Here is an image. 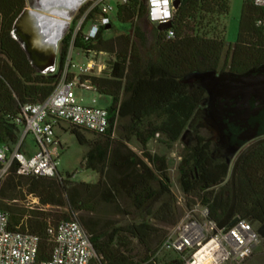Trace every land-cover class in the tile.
<instances>
[{
	"label": "trees",
	"instance_id": "1",
	"mask_svg": "<svg viewBox=\"0 0 264 264\" xmlns=\"http://www.w3.org/2000/svg\"><path fill=\"white\" fill-rule=\"evenodd\" d=\"M147 1L127 0L116 6L118 23L129 26L119 36H109L111 21L88 38L85 25L73 36L74 25L61 41L57 70L41 74L13 37L14 23L27 1L0 0V147H6L9 154L22 137L21 108L44 101L56 90L71 45L86 56L105 53L111 57L103 75L91 77L95 91L112 98L106 108L110 116L107 134L90 142L84 130L70 125L78 142L89 147L85 169L97 174L98 181L75 183L70 176L63 179L59 174L23 177L17 174L16 163L0 180V210L9 215L10 230L37 236L42 261L49 259L54 246L49 225L77 221L89 236L96 255L93 264H158L156 254L169 235L165 227L173 229L182 220L168 157L148 150L152 140L172 149L192 134V143L181 149L177 169L185 208L205 206L208 219L215 223L229 209L233 194L230 162L238 151L229 146L211 115L213 96L203 78L264 68V32L258 26L264 19V7L244 0L238 39L228 45L222 20L229 15L231 0H180L169 30L152 26L154 52L146 53L150 44ZM87 7L81 9L82 14ZM98 13L101 9L95 7L87 20ZM170 33L172 38H168ZM197 116L209 119L219 132L218 160L213 157V142L190 129ZM116 131L119 137L113 138ZM132 139L140 145V154L129 147ZM20 150L28 154L24 145ZM235 191L233 218L264 226V142L241 160ZM29 196L38 205H29ZM164 264L183 261L178 258Z\"/></svg>",
	"mask_w": 264,
	"mask_h": 264
},
{
	"label": "built area",
	"instance_id": "2",
	"mask_svg": "<svg viewBox=\"0 0 264 264\" xmlns=\"http://www.w3.org/2000/svg\"><path fill=\"white\" fill-rule=\"evenodd\" d=\"M119 1L122 4L127 0ZM174 1L148 0L149 24L157 27L171 23L177 11ZM253 2L264 7V0ZM100 9V18L92 24L89 34L85 35L87 38L94 37L99 28L110 23L107 15L113 10L112 7L104 4ZM165 9L168 11L167 17L163 16ZM258 26L264 32V19L258 21ZM172 37L170 33L168 38ZM94 55L90 56L94 59ZM70 61H67L62 79L50 97L21 108L18 123L23 122V133L19 146L12 154L6 147H0V180L8 176L14 163L18 165L19 176H57L60 151L55 140V128L62 123L97 136L107 134L110 128L108 110L78 104L73 91L74 88L95 91L91 77L102 74L106 70L105 65L90 61L85 68L80 69L79 76H72L69 74L72 67ZM29 135L37 145V151L31 155L20 150ZM34 201L38 205V200ZM185 209L188 220H182L172 229L173 233L167 236L162 248L178 254L183 264H244L264 243L259 232L261 226L236 217L231 226L214 235L217 223L208 219L207 207L196 205L191 210ZM47 231L54 246L49 259L42 261L39 259L40 239L28 231H11L8 213L0 210V264H93L96 255L89 236L77 221L49 225Z\"/></svg>",
	"mask_w": 264,
	"mask_h": 264
},
{
	"label": "rangeland",
	"instance_id": "3",
	"mask_svg": "<svg viewBox=\"0 0 264 264\" xmlns=\"http://www.w3.org/2000/svg\"><path fill=\"white\" fill-rule=\"evenodd\" d=\"M43 0H33L34 3L41 2ZM107 4L112 7V11L109 12L108 17L111 21V29L109 36L115 37L121 34L126 33L129 30L128 25H121L118 23L116 19V6L120 4L119 0H85L81 7L71 15V20L68 22L67 26L65 27L62 37L58 43L57 49V57L56 59V70L59 64V56L62 49V39L70 33V30L74 28L73 36H75L82 25H85L84 34L88 35L91 29L92 24L95 21H98L100 18V13H98L94 19L87 20L89 13L95 7L101 8L102 5ZM244 5V0H231L230 1V12L229 15L223 18V23L226 27V35L225 40L228 45H235L239 35V23L240 17L242 14V9ZM88 6L87 10L82 14L81 9L83 7ZM26 7L28 8L29 5L27 3ZM77 8V7H76ZM75 9V8H74ZM73 10V9H72ZM147 33L149 36L150 44L146 50V53H153L154 52V44L152 40V35L154 34L153 27L151 25L147 26ZM19 38V37H18ZM24 44V43H23ZM26 48V46L24 45ZM27 50V49H26ZM110 56L105 53H99L94 55V59L92 56H86L81 50L71 47L68 51V58L67 61L71 59L70 64L72 67L69 69V74L72 76H79L81 74L80 69L85 68L90 61H93L96 65L102 64L105 65L106 69L109 68L108 62L110 60ZM103 74H99L102 76ZM78 104L82 106H97L100 108H109L112 105V98L108 96H103L97 93L96 91H91L82 88H74L73 89ZM95 101V104L93 103ZM207 105L203 106L200 110V113L204 115L205 108ZM190 129L193 133H200L203 136H206L210 141L214 144V153L213 157L218 160L217 158L220 156V151L218 150V143H219V132L213 127L210 123L209 119L204 118L203 116H197L194 120L193 124L191 125ZM85 138L90 141H96L99 137L95 134H92L87 131H83ZM118 131H116L113 135V138H118ZM55 140L58 143V148L60 151L59 157V166H58V174L63 179H67L69 176L71 180L75 183H96L98 181L97 174L87 171L85 169V162L84 158L89 150L87 145H81L76 136L71 132V126L68 124H61L60 126L55 128ZM192 143V134L187 139H183L181 142L175 144L172 149H168L165 145L158 142L156 146V150L160 154H164L168 156L169 160V173L172 179L173 188L172 191L177 198L179 212L181 216V220H188L187 212L185 209V198L180 190L179 187V180H178V165L180 160L178 157L180 156L181 149L185 145H189ZM130 147L136 151L141 150L140 145L137 143L135 139L129 143ZM25 149H30L31 152L37 151V145L31 135L27 136L25 145ZM239 152L236 155H232V159L230 162V166L233 167L235 160L238 157ZM180 158V157H179ZM3 181V180H2ZM35 199L31 196L27 197V201L29 205L33 207L36 206ZM47 209H49L47 207ZM56 211V210H55ZM60 212H66V209H60ZM109 218L122 220L120 216H109ZM191 218V217H190ZM165 227V226H163ZM169 230V234L173 233L170 227H165ZM158 264H164L170 262L174 259L180 258L178 254L173 252L169 249H160L159 252L156 254ZM244 264H264V243L260 244L256 249L253 257H251L246 263Z\"/></svg>",
	"mask_w": 264,
	"mask_h": 264
},
{
	"label": "water",
	"instance_id": "4",
	"mask_svg": "<svg viewBox=\"0 0 264 264\" xmlns=\"http://www.w3.org/2000/svg\"><path fill=\"white\" fill-rule=\"evenodd\" d=\"M26 1L29 7L16 19L13 37L20 43L32 66L39 73H54L57 43L50 60L38 54L37 42L43 31L44 16L39 13V8L33 0ZM180 4V0H175L174 8L178 9ZM41 11L47 13L45 10ZM157 28L159 31L169 30L171 23L158 25ZM24 45L28 47L29 52ZM203 85L213 96L210 112L217 127L226 137L229 146L239 152L231 174L232 201L227 213L216 225L214 235H217L235 222V175L241 160L249 150L264 142V68L252 69L242 75L208 74L203 78ZM259 232L264 238V226Z\"/></svg>",
	"mask_w": 264,
	"mask_h": 264
},
{
	"label": "bare ground",
	"instance_id": "5",
	"mask_svg": "<svg viewBox=\"0 0 264 264\" xmlns=\"http://www.w3.org/2000/svg\"><path fill=\"white\" fill-rule=\"evenodd\" d=\"M84 1L85 0H43L36 4L39 8V13L44 16L43 31L39 35L37 42L38 54L44 57V59L50 60V58H52L55 51L54 47H56L57 43L55 51L56 57L58 43L64 29L71 20V15L81 7ZM41 10H45L47 13ZM26 49L29 52L28 47H26Z\"/></svg>",
	"mask_w": 264,
	"mask_h": 264
},
{
	"label": "crops",
	"instance_id": "6",
	"mask_svg": "<svg viewBox=\"0 0 264 264\" xmlns=\"http://www.w3.org/2000/svg\"><path fill=\"white\" fill-rule=\"evenodd\" d=\"M150 25V24H149ZM152 26V25H151ZM132 141V140H131ZM130 141V142H131ZM157 144H158V142L156 141V140H152V141H150L149 143H148V145H147V148H148V150L152 153V154H158V155H164V154H160V153H158L157 152V150H156V146H157ZM129 147H130V144H129ZM131 148V147H130ZM133 151H135V152H137V153H139L140 154V150L139 151H136V150H134L133 148H131ZM26 152L28 153V155L29 154H33V152H31V150L30 149H26ZM168 157V156H167ZM169 158V157H168ZM178 160H180V158L178 157ZM179 163H177V165H178Z\"/></svg>",
	"mask_w": 264,
	"mask_h": 264
},
{
	"label": "clouds",
	"instance_id": "7",
	"mask_svg": "<svg viewBox=\"0 0 264 264\" xmlns=\"http://www.w3.org/2000/svg\"><path fill=\"white\" fill-rule=\"evenodd\" d=\"M163 16H164V17H167V16H168V11H167V9H165V11H164V13H163Z\"/></svg>",
	"mask_w": 264,
	"mask_h": 264
}]
</instances>
